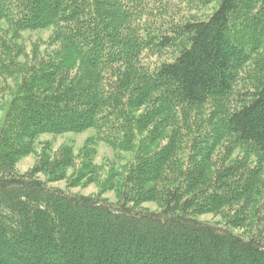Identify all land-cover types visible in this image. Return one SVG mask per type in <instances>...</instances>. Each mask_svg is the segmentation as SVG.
<instances>
[{"label": "trees", "instance_id": "1", "mask_svg": "<svg viewBox=\"0 0 264 264\" xmlns=\"http://www.w3.org/2000/svg\"><path fill=\"white\" fill-rule=\"evenodd\" d=\"M185 1L217 5L164 28L160 0H0V264H264V0ZM44 29L43 49L13 43ZM88 129L134 153L116 201L49 184L70 146L16 168Z\"/></svg>", "mask_w": 264, "mask_h": 264}, {"label": "rangeland", "instance_id": "2", "mask_svg": "<svg viewBox=\"0 0 264 264\" xmlns=\"http://www.w3.org/2000/svg\"><path fill=\"white\" fill-rule=\"evenodd\" d=\"M217 3L213 2L210 5H202L199 2H188L185 0H160V2L150 3L152 8L153 17L156 20L157 25L167 27L171 23H181L185 20L192 18H206L208 17ZM51 29L44 30H25L22 31L18 37H14L13 43L23 46L26 51H31L34 45H41L42 49L45 48L48 41ZM44 44V45H43ZM11 83V81H10ZM3 112L0 111V126ZM91 138L93 142H91ZM91 142V143H90ZM49 143L51 152L56 153L65 146H70L75 152L76 161L74 165L67 170V177L62 180L50 181L49 184L54 187H60L66 189L72 193H81L85 195H101L112 201H116V193L113 190L104 188L105 181L109 176V172L112 169L121 170L133 157V152L119 150L108 143L101 141L97 137V132L94 129H88L80 133H65L55 135L51 133H45L38 137L33 151L20 159L16 164V168L19 172L25 173L35 164L38 163L39 154L42 147ZM91 145L94 148L93 157L91 158L94 166V172L88 175V178L83 177L82 180L74 181V178L78 176L79 170L85 166L84 158L87 155L84 154V147ZM88 149V148H86ZM86 152V151H85ZM82 160L84 163H82ZM87 176V175H86ZM39 177L43 180H47V176L44 173H40ZM90 180V181H87ZM72 182V183H71ZM145 207L151 210H158L159 207L156 203H145ZM200 219L209 221L211 223L223 225L224 217L222 215H202ZM235 233H242L241 229H234Z\"/></svg>", "mask_w": 264, "mask_h": 264}, {"label": "bare ground", "instance_id": "3", "mask_svg": "<svg viewBox=\"0 0 264 264\" xmlns=\"http://www.w3.org/2000/svg\"><path fill=\"white\" fill-rule=\"evenodd\" d=\"M109 135V134H108Z\"/></svg>", "mask_w": 264, "mask_h": 264}]
</instances>
